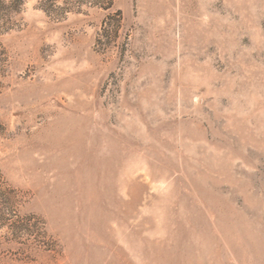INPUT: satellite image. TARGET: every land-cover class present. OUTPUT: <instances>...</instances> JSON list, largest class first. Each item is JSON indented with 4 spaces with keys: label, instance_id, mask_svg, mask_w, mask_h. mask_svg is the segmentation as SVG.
Returning <instances> with one entry per match:
<instances>
[{
    "label": "rangeland",
    "instance_id": "1",
    "mask_svg": "<svg viewBox=\"0 0 264 264\" xmlns=\"http://www.w3.org/2000/svg\"><path fill=\"white\" fill-rule=\"evenodd\" d=\"M0 264H264V0H0Z\"/></svg>",
    "mask_w": 264,
    "mask_h": 264
}]
</instances>
